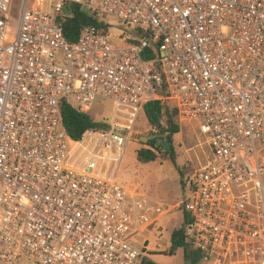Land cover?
Segmentation results:
<instances>
[{
	"label": "built area",
	"instance_id": "obj_1",
	"mask_svg": "<svg viewBox=\"0 0 264 264\" xmlns=\"http://www.w3.org/2000/svg\"><path fill=\"white\" fill-rule=\"evenodd\" d=\"M71 4L102 22L75 42ZM105 17L145 36L117 44ZM98 98L113 118L73 139L62 101ZM157 99L211 149L186 180L190 264H264V0H0V264H144L131 236L172 206L110 168Z\"/></svg>",
	"mask_w": 264,
	"mask_h": 264
},
{
	"label": "rangeland",
	"instance_id": "obj_2",
	"mask_svg": "<svg viewBox=\"0 0 264 264\" xmlns=\"http://www.w3.org/2000/svg\"><path fill=\"white\" fill-rule=\"evenodd\" d=\"M18 7L19 1H16L15 8ZM105 19L109 25V36L115 43L124 44L137 37L133 25L113 17ZM114 107L112 101L98 98L88 112L97 122H109L115 113ZM181 125V132L174 138L179 154L176 162L160 159L142 163L137 158V151L144 146L141 138L153 134L148 119L142 112L133 131L135 135L128 142L124 155L120 162H114L110 168L113 171L118 165L116 179L124 187L172 206L131 236V242L137 248L145 250L146 257L156 264H190L184 248L171 253V235L184 225V203L192 192L190 186L186 185V180L193 177L194 171L211 153L208 137L200 131L197 123L182 122Z\"/></svg>",
	"mask_w": 264,
	"mask_h": 264
},
{
	"label": "trees",
	"instance_id": "obj_3",
	"mask_svg": "<svg viewBox=\"0 0 264 264\" xmlns=\"http://www.w3.org/2000/svg\"><path fill=\"white\" fill-rule=\"evenodd\" d=\"M60 22L63 27L64 35L70 42H75L78 39L84 27L102 24L98 18H95L89 11L83 9L78 4H71L68 7L67 14L60 18ZM143 36L145 35L140 31L137 37L130 39V41L138 42ZM61 112L64 126L69 135L75 140H79L87 130L103 128L107 125V122H97L89 112L81 111L67 101H62ZM143 113L148 119L152 132L156 137L145 143L142 142L144 146L137 151L138 160L142 163H151L160 159H171L176 162L179 154L174 145V138L182 129V122L178 117V109L168 99H157L145 103L143 106ZM166 136L169 137V142L171 144L169 151H166L164 145L158 142V140ZM182 183L185 184V181L182 180ZM184 218V225L174 230L171 235V253L178 248H184L186 250V258L189 261L190 256L187 252L188 248L185 238L186 225L191 221V217L186 211L184 212ZM198 257V254H195L192 263L195 264ZM144 264L156 263L146 257Z\"/></svg>",
	"mask_w": 264,
	"mask_h": 264
},
{
	"label": "water",
	"instance_id": "obj_4",
	"mask_svg": "<svg viewBox=\"0 0 264 264\" xmlns=\"http://www.w3.org/2000/svg\"><path fill=\"white\" fill-rule=\"evenodd\" d=\"M154 137H156V135H150L148 137H142L141 138V141L142 142H147L148 140H150V139H152ZM158 142H160V143H162L164 145L166 151H169L170 150V145L171 144L169 142V137L168 136H166L165 138H162V139L158 140Z\"/></svg>",
	"mask_w": 264,
	"mask_h": 264
},
{
	"label": "flooded vegetation",
	"instance_id": "obj_5",
	"mask_svg": "<svg viewBox=\"0 0 264 264\" xmlns=\"http://www.w3.org/2000/svg\"><path fill=\"white\" fill-rule=\"evenodd\" d=\"M152 135H154V134H152ZM150 136V135H149Z\"/></svg>",
	"mask_w": 264,
	"mask_h": 264
}]
</instances>
